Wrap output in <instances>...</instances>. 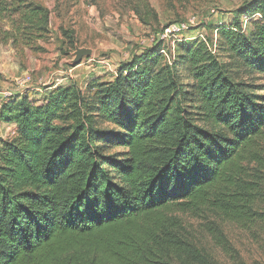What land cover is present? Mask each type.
<instances>
[{
    "label": "trees",
    "instance_id": "1",
    "mask_svg": "<svg viewBox=\"0 0 264 264\" xmlns=\"http://www.w3.org/2000/svg\"><path fill=\"white\" fill-rule=\"evenodd\" d=\"M232 14L210 27L215 49L182 40L168 60L156 40L109 82L1 104L16 132L0 139V264H174L150 245L178 239L177 213L264 222L251 206L262 176L245 167L263 165L264 87L240 78L264 82V0ZM48 26L33 0H0L5 42L31 45Z\"/></svg>",
    "mask_w": 264,
    "mask_h": 264
},
{
    "label": "rangeland",
    "instance_id": "2",
    "mask_svg": "<svg viewBox=\"0 0 264 264\" xmlns=\"http://www.w3.org/2000/svg\"><path fill=\"white\" fill-rule=\"evenodd\" d=\"M49 12L46 38L31 45L5 42L0 36V106L10 95H27L40 99L52 85L77 84L85 90L93 81L109 82L118 66L132 55L149 46L150 39L172 24L196 20V26L164 43L166 58L171 60L175 40L197 41L213 39L217 32L211 28L225 26L233 19L232 12L249 0H33ZM145 4L151 8L147 17ZM244 28L248 20L243 18ZM145 22V23H144ZM211 25V26H210ZM8 28V26L6 25ZM92 50V56L72 68L74 46ZM171 50V54L168 51ZM228 63L226 58H220ZM242 81L264 87L258 75L242 73ZM55 87V86H54ZM260 95L264 90H257ZM10 94V95H9ZM15 127L0 122V139L15 136ZM263 165L251 163L250 173L262 176L259 190L251 205L254 211L264 212V140L259 144ZM254 181L253 178L249 179ZM178 239L159 237L160 244L150 245L153 252L173 258L179 255L189 264H264V222L242 215L231 219L223 215L204 213L201 216L180 214ZM161 236V235H160ZM164 239V240H163ZM175 242H168L170 240ZM160 246L162 249H160ZM160 261V260H158Z\"/></svg>",
    "mask_w": 264,
    "mask_h": 264
},
{
    "label": "built area",
    "instance_id": "3",
    "mask_svg": "<svg viewBox=\"0 0 264 264\" xmlns=\"http://www.w3.org/2000/svg\"><path fill=\"white\" fill-rule=\"evenodd\" d=\"M196 25L197 24H196V20L195 19H191V20H189L187 22H182V23H178V24L169 25L168 27L163 29L161 31V33L154 35L150 39V43H153L156 40H159V41H162L163 43H165L167 38L176 37V36L182 34V32H184L186 30H189L190 28H193ZM182 40H180V41H182ZM180 41L179 40H175L174 43H178ZM163 53H164V51H163Z\"/></svg>",
    "mask_w": 264,
    "mask_h": 264
},
{
    "label": "water",
    "instance_id": "4",
    "mask_svg": "<svg viewBox=\"0 0 264 264\" xmlns=\"http://www.w3.org/2000/svg\"><path fill=\"white\" fill-rule=\"evenodd\" d=\"M92 56V50L87 48H80L75 45L74 52L71 54V59L66 60V64L74 68L78 66L81 61L85 58H90Z\"/></svg>",
    "mask_w": 264,
    "mask_h": 264
}]
</instances>
